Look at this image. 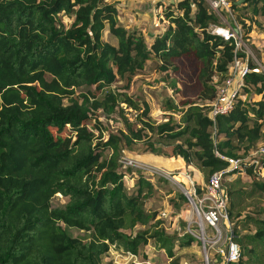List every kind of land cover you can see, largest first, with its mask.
I'll list each match as a JSON object with an SVG mask.
<instances>
[{
	"label": "trees",
	"instance_id": "1",
	"mask_svg": "<svg viewBox=\"0 0 264 264\" xmlns=\"http://www.w3.org/2000/svg\"><path fill=\"white\" fill-rule=\"evenodd\" d=\"M230 1L232 10L249 13L248 23L240 21L248 41L252 26L261 24L257 17L264 19V0ZM158 6L163 8L164 30L149 32L146 41L141 30L119 22L112 1L0 0V264H105L112 248L138 254L140 245L149 241L168 243L171 238L162 230L124 231L156 216L144 208L152 181L139 169L137 187L129 191L119 162L124 149L137 141L147 144L144 150L161 153L155 140L146 139L149 131L169 140L171 157L207 178L229 167V158L240 159L224 176L245 174L252 186L264 191L259 176L264 154L257 151L264 140V71H248L244 93L239 91L233 107L212 120L209 104L228 74L234 42L208 30L219 17L206 0H165ZM105 28L116 44L102 39ZM182 57L190 59L194 75L184 90L175 92L187 99L168 98L162 105L179 111L178 121L170 113L154 123L145 101L113 88L117 78L125 79L128 87L132 75L152 58L161 62L175 87L181 70L177 59ZM248 65L257 67L251 60ZM82 86H94L103 95L88 91L80 99L75 89ZM189 86L193 95L186 93ZM121 103L136 111L133 119ZM115 106L123 127L103 130L91 115ZM65 128L68 133L63 135ZM196 185L200 192V183ZM224 187L232 219L236 190ZM55 194L66 197L65 203L53 206ZM179 197L187 199L183 193ZM254 222L262 225L251 235H240L233 223L232 236L239 245L244 236L264 241V218ZM63 224L90 232V237L72 236ZM183 236L181 246L196 239L189 232ZM240 248V258L231 264L241 263Z\"/></svg>",
	"mask_w": 264,
	"mask_h": 264
},
{
	"label": "rangeland",
	"instance_id": "2",
	"mask_svg": "<svg viewBox=\"0 0 264 264\" xmlns=\"http://www.w3.org/2000/svg\"><path fill=\"white\" fill-rule=\"evenodd\" d=\"M112 1L118 6V19L124 26L129 30H141L145 37L146 41L149 40V31L154 30L159 23L162 22L163 8H159L156 5V2H150L149 0H130V3H124L122 0H106ZM140 1V2H139ZM152 8V9H150ZM151 12V15L149 14ZM222 16L219 17L220 25L227 26L230 18L226 16V13L220 11ZM235 20L238 24H241V18H244V22L248 23V20L245 17L248 16V12L241 10L236 12L233 10ZM63 21L66 24H69L70 20L63 15ZM258 21L261 23L254 24L252 26V33L249 36V40L246 41V46L250 52L251 60L260 71H264V19L262 17H257ZM102 39L108 41L112 44H116L117 40L112 36L108 29L105 28L102 32ZM177 62L181 65L180 75L178 77L179 84L172 86L173 79L168 77V74L165 73L160 68L161 62L156 59H148L145 62L144 67L132 75L129 86H125V79L117 78L113 84V88L119 92H125L132 99H135L139 103L145 101L149 105V116L150 120L154 123H160L168 118V115L171 113L173 120L178 121L180 119L181 113L179 111L172 112L170 110H164L162 105L164 101L168 98H172L176 101H184L187 98L186 95L177 94L175 90L181 89L184 90V86L189 83V80L194 75V69L190 64L189 58H180L177 59ZM172 77H176L171 75ZM94 92V95L98 98H101L103 93L99 90H95L94 86H82L75 89V95L81 99V93ZM252 91V90H251ZM245 95L246 98L249 97V94ZM188 95L194 94V89L192 86L186 90ZM244 93V89L240 90V94ZM89 95H92L89 93ZM259 95H255L254 99H257ZM260 97V96H259ZM124 103L121 105L123 106ZM120 105V107H122ZM128 112L126 113L127 117L133 119L136 113L135 110L130 109L128 106ZM168 114V115H167ZM95 117V120L101 122L103 130L106 131H116L119 128L123 127L122 115L119 112L118 106H115L112 111H105L104 109H98L95 114L91 115ZM90 126L94 123L93 118L89 119ZM134 121V120H133ZM137 127V126H136ZM68 133V128H65L62 132L63 135ZM106 135V134H105ZM146 139L150 141H156V146L160 147L161 153H153L151 151L144 150V147L147 146L146 143L135 142L132 144L130 149H124L123 153L125 156L132 157L137 161L146 162L142 158L137 156H147L153 153L156 156L164 159L168 164H164L165 169H172V174H177L175 171L184 169L191 175L192 179L195 182L204 185L207 182V175L198 170L193 166H185L183 163L177 168L173 166L177 165V158L171 157L168 153L170 150L171 144L169 140L161 138L156 133L147 132ZM160 141V142H157ZM261 145H264L261 144ZM175 160V161H173ZM148 163V162H147ZM150 164V163H148ZM152 165V164H150ZM134 168H136L134 170ZM182 168V169H180ZM125 169L126 176L123 177L125 186L129 191H134L136 189V178L139 173L140 167L137 165H131L121 168ZM259 176L264 178V172L259 174ZM180 177V176H179ZM153 187L150 194L144 199V208L148 211L154 212L156 214L155 218L149 221L145 225H138L133 230L124 229L126 233L135 232L138 229L147 228L150 230V233L153 230L157 229L158 231H164L168 234L171 239L168 243L162 244L158 241H149L146 244L140 245V250L138 253V258L136 261H131L125 257H117L116 253H122L121 250L112 249L108 252L104 259L105 264H218L220 259H218L215 254L213 247L205 251L201 239L196 236L199 230V219L194 214L192 205L188 199L184 200L179 197L180 193H183L178 186V184L173 179H168L164 177L155 176L152 177ZM222 182L226 186H231L232 189L236 190V193L233 196L234 207L233 218L230 219L231 226L235 222L236 228L240 235H251L254 231L262 224H256L254 220L264 218V191L259 190L258 188L252 186L251 178L245 174H228L222 178ZM66 197L60 194H55L52 197L51 203L53 206L62 205L65 203ZM164 213V215L162 214ZM233 222H232V221ZM158 222V225L156 224ZM190 225L192 231L195 234L193 235L196 239L187 246H181L180 242L184 239L183 230ZM66 232L72 236H80L82 238L88 239L90 237V232L78 229L73 226H66L63 224ZM206 232L212 236V233L209 229H206ZM243 245L240 242L242 247V259L240 264H264V241H255L250 240L249 236H244ZM218 245V244H217ZM215 244L214 246L217 247ZM248 247H252V250H247ZM208 259V260H207ZM218 259V260H217ZM248 259V260H247Z\"/></svg>",
	"mask_w": 264,
	"mask_h": 264
},
{
	"label": "built area",
	"instance_id": "3",
	"mask_svg": "<svg viewBox=\"0 0 264 264\" xmlns=\"http://www.w3.org/2000/svg\"><path fill=\"white\" fill-rule=\"evenodd\" d=\"M206 1L208 2L210 9L218 16H222L220 13V11H222L230 18L227 26L210 24L208 30L225 39H232L234 42V57L229 67L228 74L219 86L217 96L211 100L209 104L208 116L214 120L217 115L225 114L233 107L235 98L242 89L244 75L250 70H260L257 67L253 69L249 68L248 60L250 58V52L246 46L247 40L244 37L242 26L235 20L231 8V1ZM121 108L124 110L125 114L128 112L125 103ZM133 115L136 116V113H133ZM257 151L264 154V145L259 146ZM228 160L230 163L229 167L213 172L204 185L200 184V192H198L196 185L197 182L192 179L186 169L175 171L177 174L171 175L173 172L172 170L150 165L143 161L139 162L132 157L125 156L124 154L119 158L122 168L137 165L144 171L150 180H152V177L155 175L158 177L173 179L178 184L181 191L192 205L194 214L200 221L198 224L199 232L196 236L198 237L199 235L204 250H207V246L208 250L213 247L215 254L218 259H220L218 264H231L237 261L241 256L240 245L232 236V226L228 214L229 195L222 182L224 174L227 171H230V169L236 167L240 163V159L229 158ZM162 214L164 215L163 212ZM206 229L210 230L212 236L206 232ZM183 232L195 234L190 225H187ZM215 244H218L217 247L214 246ZM116 255L117 257L122 256L131 261H136L137 257V254L130 251H122V253H116Z\"/></svg>",
	"mask_w": 264,
	"mask_h": 264
},
{
	"label": "crops",
	"instance_id": "4",
	"mask_svg": "<svg viewBox=\"0 0 264 264\" xmlns=\"http://www.w3.org/2000/svg\"><path fill=\"white\" fill-rule=\"evenodd\" d=\"M126 1V3H130L131 1L130 0H125ZM150 2H156V5L158 6V2L160 1V0H149ZM122 2L124 3V0H122ZM140 2V1H139ZM117 8H118V6H117ZM159 8H162V6H159ZM150 9H152V8H150ZM233 11V10H232ZM149 14L151 15V12H149ZM160 25H157V27H155L154 28V30H151V31H149L150 33H153V35L154 34H156V33H161L163 30H164V23H159ZM253 30V29H252ZM252 30H251V32H250V35H251V33H252ZM146 35V34H145ZM258 98H260V97H257V99ZM264 99V98H263ZM264 143V140H262L261 142H260V146H262L261 144H263ZM146 154H148V153H146ZM148 159L150 160V161H147L146 160V163L148 162V163H152V160H151V157H148ZM145 161V160H144ZM173 161H175V160H173ZM177 165H175V166H173L174 168H177V167H179L180 165H182V162L181 161H179L178 159H177ZM173 169V168H172ZM172 169H169V170H172ZM180 169H182V168H180ZM183 169H184V167H183ZM195 169H197V168H195ZM179 170V169H178ZM177 170V171H178ZM198 170V169H197ZM199 172V171H198ZM264 172V171H263ZM198 174H200V172L198 173ZM137 256H138V254H137ZM138 257H136V259H137Z\"/></svg>",
	"mask_w": 264,
	"mask_h": 264
},
{
	"label": "bare ground",
	"instance_id": "5",
	"mask_svg": "<svg viewBox=\"0 0 264 264\" xmlns=\"http://www.w3.org/2000/svg\"><path fill=\"white\" fill-rule=\"evenodd\" d=\"M137 157H140V158H142L143 160H147V161H150L149 159H148V157H151V160H152V163H150V164H152V165H155V166H157V167H163V165L164 164H168V162H165V160L164 159H162V158H158V157H156V156H154V155H147V156H137ZM169 165V164H168ZM164 168V167H163Z\"/></svg>",
	"mask_w": 264,
	"mask_h": 264
},
{
	"label": "water",
	"instance_id": "6",
	"mask_svg": "<svg viewBox=\"0 0 264 264\" xmlns=\"http://www.w3.org/2000/svg\"><path fill=\"white\" fill-rule=\"evenodd\" d=\"M244 0H236L235 3L236 4H241Z\"/></svg>",
	"mask_w": 264,
	"mask_h": 264
}]
</instances>
